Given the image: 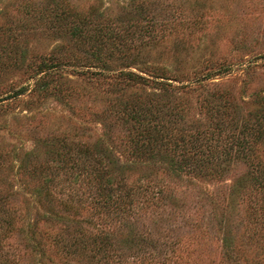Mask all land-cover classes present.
<instances>
[{
  "label": "trees",
  "instance_id": "trees-1",
  "mask_svg": "<svg viewBox=\"0 0 264 264\" xmlns=\"http://www.w3.org/2000/svg\"><path fill=\"white\" fill-rule=\"evenodd\" d=\"M160 4L129 0L113 12L102 0L87 7L77 0H43L40 8L27 10L57 43L47 55L32 58V84L0 102L26 91L44 98L76 95L63 78L65 72L104 85L107 95L100 99L110 111L102 114L103 138L113 144L111 124L120 123L129 133L133 158L121 162L112 147L100 138L91 139L84 128L39 139L31 150L0 145V264H126V251L142 257L153 251L164 264L166 253L148 248L149 241L143 244L135 227L151 202L155 206L160 200H176L173 191L167 194L169 183L163 175L172 182L215 175L233 146L238 154L248 152L244 156L251 155L252 147L264 156V100L263 110L254 117L256 127L244 121L242 131L230 139L219 124L211 129L171 118L163 98L177 88L160 76L175 74L161 69L158 58L173 12L162 13L166 5ZM16 50L2 62L20 66L24 53ZM140 88L153 92L140 95L133 90ZM216 101H205L211 117L226 109ZM139 165L146 170L131 179ZM254 170L253 177L243 179L242 188L249 181L264 190V162ZM182 242L178 238L168 246L173 257L180 256ZM232 245L226 237L228 256L237 253Z\"/></svg>",
  "mask_w": 264,
  "mask_h": 264
},
{
  "label": "rangeland",
  "instance_id": "rangeland-1",
  "mask_svg": "<svg viewBox=\"0 0 264 264\" xmlns=\"http://www.w3.org/2000/svg\"><path fill=\"white\" fill-rule=\"evenodd\" d=\"M128 1L102 0L113 12ZM155 1L157 7H162L161 2L166 5L162 13L164 9L165 14L173 12L160 39L157 62L161 69L175 74L159 73L177 88L171 97L163 98L171 118L184 125L204 123L211 129L219 124L228 139L242 131L244 121L256 127L254 117L263 110L264 100V0ZM77 2L87 7L94 0ZM42 4L43 0H0V99L13 97L20 87L31 85L28 67L32 58L47 55L57 43L42 22L33 21L27 14L31 6L40 8ZM15 50L24 53V62L20 66L4 64L3 57L15 55ZM63 78L68 79L66 84L76 95L44 98L26 91L0 102V145L31 150L39 139L84 128L91 139L100 138L112 147L121 162L132 160L131 139L120 123L112 121L116 123L111 124L116 140L113 144L103 138L102 114L110 111V106L106 107L100 97L107 95V87L69 72ZM133 90L140 95L153 92L150 88ZM206 99L221 101L226 108L223 114L209 116ZM233 147L227 159L220 161L215 175H201L191 181L185 176L173 182L172 177L163 175L169 183L167 194L173 191L176 200L171 204L160 200L155 206L151 202L135 227L143 236V244L149 241L148 248L155 246L166 253L164 264H264V190L249 181L242 188L243 179L253 177L255 167L264 162L263 152L252 147L251 155L244 156L248 152L238 154ZM142 169L146 170L139 165L131 172V179ZM228 236L237 252L230 256L224 247ZM178 238L183 247L175 258L168 246ZM153 253L142 257L126 251L125 262L161 264Z\"/></svg>",
  "mask_w": 264,
  "mask_h": 264
}]
</instances>
